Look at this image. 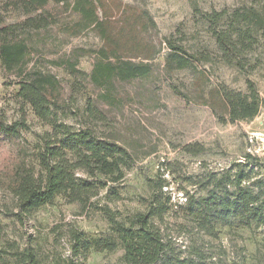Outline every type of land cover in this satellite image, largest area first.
Here are the masks:
<instances>
[{"label":"rangeland","instance_id":"rangeland-1","mask_svg":"<svg viewBox=\"0 0 264 264\" xmlns=\"http://www.w3.org/2000/svg\"><path fill=\"white\" fill-rule=\"evenodd\" d=\"M118 3L150 15L156 27L140 32L138 39L152 43L155 57L152 61L139 56L110 62H148L151 71L146 78L127 82L112 78L107 86L96 84L90 77L95 54L85 55L84 51H98L102 40L91 31L67 38L57 32V23L54 28L31 35L30 59L24 68L25 72L40 70L59 80L60 121L73 129L86 123L98 137L116 142L130 154V169L125 171L123 180L113 191L102 190L96 205L107 206L122 215L144 212V201L160 179L165 185L162 192L171 197L170 203L184 204L186 191L196 195L200 192L190 186L191 180L208 172L226 171L232 163L243 162L248 149L264 161V127L260 125L264 119L232 123L217 96L221 87L245 94L250 82L264 106L263 41L257 34L253 50L234 59L243 63L242 69L229 66L222 61L211 32V27L219 29L224 20L211 26L206 18L209 14L223 11L230 14L251 6L258 9V0H113V4ZM48 10L56 22L57 18H64L59 6L49 4ZM2 13L7 24L21 18L12 10ZM168 43L180 49L178 53L189 61L186 68L172 70V65L167 66ZM121 54L126 53L120 51ZM71 67L77 72L71 71ZM16 80L14 73L0 67V114L8 122L24 115L28 125V130L20 131L18 137L0 142L3 225L0 247L5 241H16L21 248L33 247L42 264H66L71 256L70 243L63 236L66 226L90 237L106 235L109 226L100 212L93 208L81 211L60 197L53 205L40 208L22 221L13 215L15 200L5 188L11 168L19 161L38 168L39 136L50 131L27 106L20 110L15 98ZM89 100L104 115V122L86 119L84 112ZM252 134H257L256 138ZM148 179L154 182L152 190ZM107 193L109 199H118L109 201L105 198ZM172 209V214L166 217L167 234L173 237L175 250H181L182 256L188 254L189 245H193L190 239H194L205 264H264V228L248 229L231 224L219 228L216 238L204 237L188 224L180 227L185 223L182 214ZM122 255V249L113 253L92 251L84 264H122Z\"/></svg>","mask_w":264,"mask_h":264},{"label":"trees","instance_id":"trees-1","mask_svg":"<svg viewBox=\"0 0 264 264\" xmlns=\"http://www.w3.org/2000/svg\"><path fill=\"white\" fill-rule=\"evenodd\" d=\"M0 2L2 12L12 10L21 16L20 20L7 24L0 12V67L17 78L15 98L20 110L27 106L41 124L50 127V131L39 136L38 168L19 161L8 175L5 188L15 200L13 215L22 221L40 208L53 205L60 197L68 205H77L81 211L93 208L100 212L109 226L108 233L98 237L66 226L63 236L67 237L71 249L66 264H84L92 251L113 253L117 249L123 250L122 264H205L204 255L195 246L194 239H190L193 245H189L186 256H182L181 250L176 252L175 240L167 234L166 226V217L172 214V208L182 214L185 223L180 227L188 224L191 230L204 237L216 238L219 228L231 224L248 229L264 228V161L250 153L245 155L243 162L232 163L226 171L208 172L191 180L190 186L200 192L196 195L186 191L184 204L170 203L171 197L162 192L165 185L160 179L151 196L144 201V212L122 215L107 206L96 205L95 200L102 190L113 191L123 180L125 171L130 169L131 156L116 142L98 137L90 125L85 123L73 129L59 120V80L40 70L24 71L32 48L29 40L32 34L54 28L56 23L57 32L67 38L93 32L103 45L98 51L87 50L84 54H95L96 63L90 77L96 84L107 86L112 78L127 82L150 74L148 62L111 64L110 60L140 56L152 61L155 57L152 43L138 39V34L155 29L156 25L146 11H135L120 3L116 5L113 0ZM49 4L59 6L64 18H57L56 22L48 10ZM206 18L211 26L224 20L219 29L211 27V32L222 61L229 66L243 68V63L234 59L253 50L257 34L264 45V0H258V9L251 6L230 14L225 11L209 14ZM169 49L167 66L172 65V70L186 68L189 61L178 53L180 49L170 44ZM120 51L126 54L119 55ZM70 70L77 72L73 67ZM217 96L232 123L253 121L263 107L250 82L245 94L221 87ZM84 113L88 121H105L90 100ZM26 130L24 115L8 122L0 114V142L14 139L20 131ZM147 183L152 190L153 180L148 179ZM105 198L109 199L108 193ZM116 199L118 197L109 201ZM2 229L0 221V239ZM0 264H42V261L30 245L21 248L16 241L8 240L0 247Z\"/></svg>","mask_w":264,"mask_h":264},{"label":"built area","instance_id":"built-area-1","mask_svg":"<svg viewBox=\"0 0 264 264\" xmlns=\"http://www.w3.org/2000/svg\"><path fill=\"white\" fill-rule=\"evenodd\" d=\"M262 118L264 119V106L261 107L260 112H259L258 116L255 119H262ZM260 125H261V127H264V122H260ZM256 135L257 134H252L251 136H252V138H256ZM248 153H250V150L249 149H248Z\"/></svg>","mask_w":264,"mask_h":264}]
</instances>
